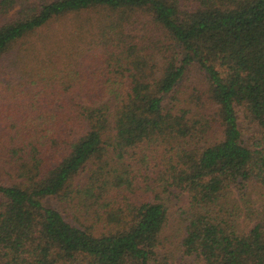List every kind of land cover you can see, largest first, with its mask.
I'll return each mask as SVG.
<instances>
[{"label":"trees","instance_id":"16d2710c","mask_svg":"<svg viewBox=\"0 0 264 264\" xmlns=\"http://www.w3.org/2000/svg\"><path fill=\"white\" fill-rule=\"evenodd\" d=\"M0 264H264V0H0Z\"/></svg>","mask_w":264,"mask_h":264},{"label":"rangeland","instance_id":"374dc122","mask_svg":"<svg viewBox=\"0 0 264 264\" xmlns=\"http://www.w3.org/2000/svg\"><path fill=\"white\" fill-rule=\"evenodd\" d=\"M190 70H191V73H190V75L186 81V85L187 86L197 85V87H198V89H200V91H203L202 88H207L205 76H204V74H202V71L198 67H192ZM117 87H118V85H117ZM187 203H188V196L182 195L179 200H171V201L167 202V205L170 209L169 210L170 213H174L175 211H177V209L179 207L184 206Z\"/></svg>","mask_w":264,"mask_h":264}]
</instances>
